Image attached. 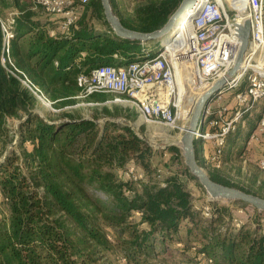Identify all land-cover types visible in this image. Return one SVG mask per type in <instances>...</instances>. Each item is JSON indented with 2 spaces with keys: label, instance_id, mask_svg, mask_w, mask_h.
<instances>
[{
  "label": "trees",
  "instance_id": "trees-1",
  "mask_svg": "<svg viewBox=\"0 0 264 264\" xmlns=\"http://www.w3.org/2000/svg\"><path fill=\"white\" fill-rule=\"evenodd\" d=\"M110 1L126 28L143 33L162 29L185 3L146 0L126 13ZM73 2L79 18L64 32L62 18L48 15L37 0H0V264H264V212L252 207L254 214L238 227L233 208L212 202L206 218V204L198 205L188 183L197 178L178 147L169 150L181 171L164 173L154 166L157 151L130 125L110 120L118 113L107 105L92 118L67 111L61 119L46 116L37 110L38 99L8 72L2 20L12 9L18 15L9 57L57 112L78 102L80 75L142 54L140 42L115 34L102 0ZM235 93L222 102L232 114ZM109 99L105 93L86 98L100 104ZM10 119L19 120L17 146ZM247 136L231 132L230 151L242 157ZM196 157L203 167L216 166L201 159L198 142ZM209 166L213 181L264 198V182H255L257 190L239 188ZM130 167L145 178L128 179Z\"/></svg>",
  "mask_w": 264,
  "mask_h": 264
},
{
  "label": "built area",
  "instance_id": "built-area-1",
  "mask_svg": "<svg viewBox=\"0 0 264 264\" xmlns=\"http://www.w3.org/2000/svg\"><path fill=\"white\" fill-rule=\"evenodd\" d=\"M37 5L48 15L61 17L60 29L64 32H68L79 18L73 0H37ZM17 15L18 12H13L2 20L6 53L2 56V63L6 67L9 65L8 72L19 79L39 101L52 107V102L42 89L25 72L15 67L9 57ZM181 16L179 20L184 21L187 27L174 44L173 41L164 44L162 40L161 48L154 52L149 43H144L141 44L142 54L135 60L125 64L118 61L102 65L89 74L80 75L78 85L81 93L77 98L86 99L99 93L117 95L120 97L106 103H129L146 123L174 126L182 111L183 76L190 72L194 86H203L206 90L226 79L236 64L242 46L240 31L249 24V46L243 58L249 65L243 67L240 78L234 76L213 97L223 100L225 94L236 91V111L228 117L229 107L222 104L215 108L209 101L203 122L194 133L197 142H214L215 149L210 160L219 167L227 147V137L236 130V123L244 112L259 101H264V71L253 67L254 64L264 63V0H195L192 8L183 11ZM244 79L247 85L244 90L238 91ZM258 127L260 137L264 138V107ZM255 139L259 140V137ZM260 168L264 171V159L260 162ZM126 176L137 182L145 178L144 173L135 167H130ZM203 215L211 217L210 206L203 208ZM241 225L237 224L238 227Z\"/></svg>",
  "mask_w": 264,
  "mask_h": 264
},
{
  "label": "rangeland",
  "instance_id": "rangeland-1",
  "mask_svg": "<svg viewBox=\"0 0 264 264\" xmlns=\"http://www.w3.org/2000/svg\"><path fill=\"white\" fill-rule=\"evenodd\" d=\"M115 1L116 2L114 3V5L117 6L116 9L124 11L126 13H132L138 3H141L146 0H115ZM88 6H89V1L88 3L85 4V7H83L82 11L88 9L89 8ZM111 6L113 7L112 3ZM181 18L182 16H180L179 19ZM149 44L151 46V50L154 52L158 51L162 46L161 41L151 42ZM243 81L246 80L244 79ZM189 85L192 86L193 81ZM201 89L203 92L206 90L203 86L201 87ZM105 94L110 95V99L108 101H114L116 97L118 98L120 97L109 93H105ZM188 94H189V90L184 91V97L182 99V111L180 113L179 120L174 126L146 123L145 121H143V119L141 118L139 113L135 110V108L132 107L129 103H125V102L106 103L107 102L106 101L104 104L89 105L90 101L86 99H78V102L75 105L65 107L57 112L55 111L54 106H52L53 109L51 108L47 109V107L41 101L38 100L37 110L41 111L46 116L53 115L60 119L63 117L65 111L74 113L75 115L84 118H92L96 112H99L97 108L100 109L101 107H103V105H107L110 109L118 113L117 116L109 117V119L120 124H128L131 127L135 128L141 134L143 140L149 146H151L153 149L157 151L154 158V166L160 168L161 170L164 171V173H166V171L168 170L181 171V166L179 165V161L172 160L171 157L174 154L172 153L171 150H169V148L172 146V144H180L181 137L185 133L184 129L182 128L183 126L181 120L182 112L185 115L190 113L189 117L193 115L197 107V102L200 99V97L196 94L193 95L192 93L190 95ZM121 98L122 100H124V97ZM211 102L213 104V107L215 108L223 104L222 103L223 100H218L217 98H213ZM263 107H264V101H259L258 103L253 105L249 111L244 112L242 117L236 123V130L233 132V135L237 133H242L245 135L248 134L246 139L242 141V145L244 144V154L242 155V157L238 156L237 150L233 152L230 151L229 142H228V146L225 148L222 157V164L219 167L214 165H211L210 167L209 165H207L210 168L212 167L215 168V171L219 170L221 177H223L226 181L230 182L231 184L238 186L239 188L257 190L255 188L256 187L255 182L257 180L264 182V171L260 168V162L261 160L264 159V138L262 136L260 137V131L258 127L261 114L263 111ZM242 111H244V108L242 109ZM228 114H229L228 117L233 116L232 112H229ZM105 120L106 119L104 118L100 119L99 120L100 125H104ZM18 124H19L18 119H10V125L13 128V131L16 136L14 142L15 146H17V143L20 138ZM186 127H188V125ZM251 136H255V137L252 138ZM256 136L259 137V140L255 139ZM198 143L199 146L202 147L203 145L204 149L208 151L213 152L215 149L213 141L199 140ZM179 149L181 150V154L183 156L184 151L181 148ZM17 151L20 152L21 149L18 148ZM203 157H205V153ZM183 161L185 162L184 156H183ZM206 167L203 168L208 172V169ZM195 181L199 183L198 179ZM195 181H188V183L189 186H191L194 190L195 193L194 200L198 203V205H201L203 203L206 204V206H208V204L213 202L221 205H227L233 208V210H235L236 213L235 224H243V222H245L251 215L254 214V210L250 205L247 206H244V204L235 205L234 202H231L229 200L214 199L208 193L203 194L200 191V189L196 188ZM260 193L264 196V190L261 191ZM251 223L254 224L253 221H251ZM262 225H264V221L262 222Z\"/></svg>",
  "mask_w": 264,
  "mask_h": 264
},
{
  "label": "water",
  "instance_id": "water-1",
  "mask_svg": "<svg viewBox=\"0 0 264 264\" xmlns=\"http://www.w3.org/2000/svg\"><path fill=\"white\" fill-rule=\"evenodd\" d=\"M194 2L195 0H185V3L171 16L169 22L162 29L151 33H143L126 28L122 24L118 16L114 13L113 7L111 6V1L102 0L104 14L115 34L121 39L133 42L137 41L141 44L162 41L180 22L179 18L183 11L191 9ZM239 38L242 41V46L237 57L236 64L229 72V78L218 81L209 89V92L205 95V97H203L199 101L198 106L188 124V129L181 137L180 144H172V146L179 147L184 151L183 156L185 158L186 166L190 169L191 173L199 180V183L205 188L207 193L212 198L229 200L231 202H241L254 207L260 212H264V198L213 181L209 173L203 168L196 157L197 141L194 138L196 127L199 124H202L208 102L213 100L214 94L217 93L221 88H223L227 84V82L235 76L236 69L239 66L240 62H242L244 54L246 53L249 46V24H246L241 29ZM133 129L143 139L141 134L135 128Z\"/></svg>",
  "mask_w": 264,
  "mask_h": 264
},
{
  "label": "bare ground",
  "instance_id": "bare-ground-1",
  "mask_svg": "<svg viewBox=\"0 0 264 264\" xmlns=\"http://www.w3.org/2000/svg\"><path fill=\"white\" fill-rule=\"evenodd\" d=\"M187 25L185 24L184 21H180L177 26L174 27V29L172 30V32L167 36V38H164L163 41H164V44L166 43H169V42H172L173 44L175 43V41H177V39L182 35V33L185 31ZM172 44V45H173ZM247 65H249V62L248 61H244V59L242 60V62H240L239 66L237 67L236 69V73H235V78H240L241 74H242V69L243 67H246ZM254 68H257V69H261L264 71V63H257V64H254L253 65ZM229 78V74L226 76V79ZM192 74L190 72H188L186 75L183 76V82H182V89L183 91H186V90H189V94L190 95L192 93L193 94H196L200 97V99L198 100L197 102V106H198V103L199 101L205 97V95L209 92V90H205L204 92L202 91L201 87H195L194 86V83L193 85H189L191 82H192ZM188 86V87H187ZM187 88V89H186ZM206 89V87H204ZM45 106L48 108H51L53 109V107H50L48 103L45 104ZM184 106V105H183ZM43 107V106H42ZM197 108V107H196ZM196 110V109H195ZM47 111V110H46ZM50 111V110H49ZM190 113L188 114H184L182 112L181 116H182V123H183V126L182 128L185 129L186 126L189 124L190 120H191V116L189 117ZM161 127V126H160ZM159 130V128H158ZM162 130V128H161ZM178 143V142H177Z\"/></svg>",
  "mask_w": 264,
  "mask_h": 264
},
{
  "label": "crops",
  "instance_id": "crops-1",
  "mask_svg": "<svg viewBox=\"0 0 264 264\" xmlns=\"http://www.w3.org/2000/svg\"><path fill=\"white\" fill-rule=\"evenodd\" d=\"M13 12H17V10L12 9V10L8 11V13L6 14L5 19L8 18L9 15H10L11 13H13ZM200 148H201V158H202V160H203V161H209L212 152H211V151H208V150H206V149H204V146H203V145H202V147L200 146ZM204 153H205V157H203V156H204Z\"/></svg>",
  "mask_w": 264,
  "mask_h": 264
}]
</instances>
